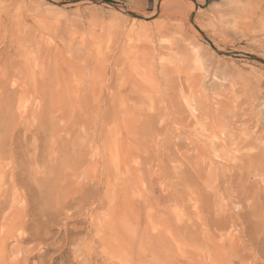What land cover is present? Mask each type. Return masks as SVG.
Returning <instances> with one entry per match:
<instances>
[{
    "label": "rangeland",
    "instance_id": "obj_1",
    "mask_svg": "<svg viewBox=\"0 0 264 264\" xmlns=\"http://www.w3.org/2000/svg\"><path fill=\"white\" fill-rule=\"evenodd\" d=\"M37 1L0 0V264H264V0Z\"/></svg>",
    "mask_w": 264,
    "mask_h": 264
},
{
    "label": "bare ground",
    "instance_id": "obj_2",
    "mask_svg": "<svg viewBox=\"0 0 264 264\" xmlns=\"http://www.w3.org/2000/svg\"><path fill=\"white\" fill-rule=\"evenodd\" d=\"M1 1H3V0H1ZM37 1V0H36ZM38 2V1H37ZM5 3V2H4ZM226 3H227V5H232L234 8H236L237 9V7L240 5V4H244L245 6H246V8H247V6H255V3H254V1L253 0H246V1H243L242 2V0H227L226 1ZM221 4L220 3H216V5H215V9H216V11H214V12H216L217 14H216V17L218 18L217 20L219 21V22H222L223 21V18L225 19V18H227V19H229V17L230 18H232L231 20L229 19V21L227 22V24L229 25V27H231L233 30H235L237 27H238V15L236 14V12H228L227 13V15H225L226 17H224V15L223 14H221ZM214 9V10H215ZM255 9V8H254ZM121 13V12H120ZM251 18V17H250ZM134 20L135 19H137V18H133ZM259 19H261V18H259ZM140 20H141V18H140ZM226 20V19H225ZM239 20H241V19H239ZM244 20V19H243ZM224 23V22H223ZM260 23L262 24V26H264V19L262 18L261 20H260ZM222 25V24H221ZM258 25V24H257ZM264 28V27H263ZM196 52V51H195ZM199 53V52H198ZM197 54V53H196ZM194 55V54H193ZM197 56V55H196ZM198 58H200V57H198ZM198 61H200V60H197V62ZM217 76V75H216ZM259 117V116H258ZM211 139V138H210ZM223 157V156H222Z\"/></svg>",
    "mask_w": 264,
    "mask_h": 264
}]
</instances>
